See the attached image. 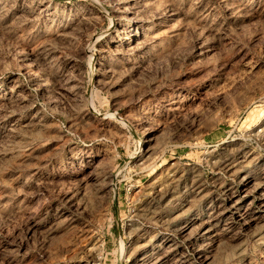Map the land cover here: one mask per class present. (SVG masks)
<instances>
[{"label": "rangeland", "instance_id": "obj_1", "mask_svg": "<svg viewBox=\"0 0 264 264\" xmlns=\"http://www.w3.org/2000/svg\"><path fill=\"white\" fill-rule=\"evenodd\" d=\"M0 264H264V0H0Z\"/></svg>", "mask_w": 264, "mask_h": 264}, {"label": "bare ground", "instance_id": "obj_2", "mask_svg": "<svg viewBox=\"0 0 264 264\" xmlns=\"http://www.w3.org/2000/svg\"><path fill=\"white\" fill-rule=\"evenodd\" d=\"M115 25V24H114ZM115 28V27H114ZM87 53H90V51L89 50H87Z\"/></svg>", "mask_w": 264, "mask_h": 264}]
</instances>
